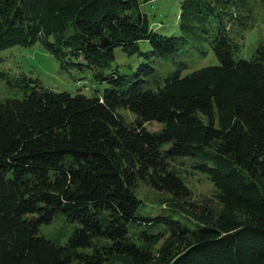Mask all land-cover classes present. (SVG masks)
<instances>
[{
    "label": "trees",
    "instance_id": "1",
    "mask_svg": "<svg viewBox=\"0 0 264 264\" xmlns=\"http://www.w3.org/2000/svg\"><path fill=\"white\" fill-rule=\"evenodd\" d=\"M152 1L170 0H0V65L38 43L91 80L54 92L0 67L23 97L0 101V264H264V0H177L168 33ZM191 173L216 206L189 202ZM139 184L167 196L153 215ZM57 217L64 243L44 233Z\"/></svg>",
    "mask_w": 264,
    "mask_h": 264
},
{
    "label": "rangeland",
    "instance_id": "2",
    "mask_svg": "<svg viewBox=\"0 0 264 264\" xmlns=\"http://www.w3.org/2000/svg\"><path fill=\"white\" fill-rule=\"evenodd\" d=\"M144 10L147 13L148 21L151 25L158 27V24L162 23L163 26L161 27L164 28L160 29L166 33L177 28L173 26L177 22V0H170L168 2L152 1L145 5ZM262 31H264L263 27L261 32ZM258 34L259 30L249 31L246 35V39L243 42L239 41V44H242V49L240 55H238V60H248L251 58L256 50L255 43L258 38ZM141 45H143L142 49L144 50L145 43H141ZM3 54L7 56V61L0 65L1 68L3 67L5 69H9L11 72H15V75H18V72H23L28 79H38L41 82L42 87L54 92H75L78 87L89 85L88 82L91 81L90 78L82 76V73L78 71L71 69L67 71L62 70L56 58H54L38 43H36L31 48H23L18 46L13 47L11 49L5 50ZM133 57L135 56H128L127 54L122 53L120 49L115 50L116 63L119 66H135L138 59ZM196 64V69H201L206 66L217 65L218 61L213 52L210 50V53L207 55V57L201 58V60H196ZM191 72H187L185 75ZM103 90L104 88L101 89V92ZM12 97H17L15 99L23 98L11 87L5 85L3 82L0 83V101L14 99ZM120 114L125 116L128 121L134 117L133 114L124 110H122ZM146 127L150 131H156L160 128L156 123L148 124ZM185 186L190 193L189 202H194L197 209L206 210L208 207L216 206V190L206 176L200 173H191V175L187 176L186 178ZM135 195L138 200L141 201V205L137 212L141 217L153 215L155 211L163 208L164 206L162 203H164L167 198L165 194L155 191L143 184L138 185L137 189L135 190ZM166 212L167 211H165V213ZM62 219V217H57L50 226L43 227L45 230L44 233L48 236V239L55 241L56 239L54 236L51 237V234L56 232L57 235L58 233L64 234L63 238H61L62 243L67 241V238L73 232V228L69 227L68 225L65 226ZM134 235L135 233L131 231L130 236L133 237ZM139 244H141V242H139ZM155 248H157V246H155Z\"/></svg>",
    "mask_w": 264,
    "mask_h": 264
}]
</instances>
